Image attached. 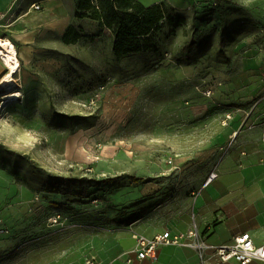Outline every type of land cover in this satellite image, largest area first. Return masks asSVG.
Segmentation results:
<instances>
[{"label":"rangeland","instance_id":"1","mask_svg":"<svg viewBox=\"0 0 264 264\" xmlns=\"http://www.w3.org/2000/svg\"><path fill=\"white\" fill-rule=\"evenodd\" d=\"M166 4L169 38L158 51L117 60L109 39L91 35L67 49L59 39L43 40L54 54L29 71L21 65L13 88H23L21 97L0 110L15 126L0 129V261L24 254L39 235L56 238L35 224L61 234L132 221L128 209L144 208L161 190L132 176H148L154 162L163 177L173 161L201 154L211 137L206 129L218 126L209 102L229 107L231 117L259 109L264 0ZM193 37L202 41L185 54ZM222 116L219 123L229 126L230 115Z\"/></svg>","mask_w":264,"mask_h":264},{"label":"crops","instance_id":"2","mask_svg":"<svg viewBox=\"0 0 264 264\" xmlns=\"http://www.w3.org/2000/svg\"><path fill=\"white\" fill-rule=\"evenodd\" d=\"M78 1L0 0V38L13 42L24 71L42 65L46 54H54L43 46V40L59 39L67 49L96 35L95 41L109 39L113 53L111 30L96 20L77 17ZM160 1L164 0L154 3ZM34 3L40 8H33ZM71 26L81 37L75 43L66 44L63 36ZM5 72L0 58V82ZM4 92L0 88V94ZM215 104L217 101L209 102V117L218 119V126L206 129L211 135L207 147L201 154L196 153L193 160L184 155L177 164L173 161L163 177L154 174L159 165L153 162L148 176H144L148 179L145 184L151 188L161 184V190L155 188L144 208L128 209L134 218L132 221L126 216L121 222L107 223L98 226L99 229L89 224L77 229L69 226L61 234L56 233L58 229L54 226L35 224V231H55L56 238L39 235L25 245L24 254L3 257L0 264H88L93 258L98 264H125V253L136 246V234L152 238L166 230L177 234L194 226L209 244L229 243L236 236L249 233L256 245H262L264 100L259 101V109L245 114L235 112L233 117L229 107L219 111ZM225 112L231 118L227 127L219 123ZM212 173L216 176L209 180ZM158 177L160 182L156 181ZM143 209L145 212L140 214ZM131 258V264H239L235 260L221 262L212 249L204 252L203 262L197 250L178 245L160 246L156 259L140 260L133 253ZM248 264H264V261Z\"/></svg>","mask_w":264,"mask_h":264},{"label":"trees","instance_id":"3","mask_svg":"<svg viewBox=\"0 0 264 264\" xmlns=\"http://www.w3.org/2000/svg\"><path fill=\"white\" fill-rule=\"evenodd\" d=\"M167 9L166 0L151 5H145L140 0H79L76 16L96 20L100 26L110 29L114 39L113 54L120 60L132 54L159 50L162 40L169 38L163 30L165 20L170 19ZM80 37L76 28L71 26L63 41L66 44L75 43ZM221 40L224 42L223 31ZM201 41L191 38L184 46L185 54H189L192 47ZM132 181L143 185L148 179L132 176Z\"/></svg>","mask_w":264,"mask_h":264},{"label":"built area","instance_id":"4","mask_svg":"<svg viewBox=\"0 0 264 264\" xmlns=\"http://www.w3.org/2000/svg\"><path fill=\"white\" fill-rule=\"evenodd\" d=\"M33 8L39 9V4H32ZM11 56L9 59L5 55L0 54L6 72L4 77L11 74L15 79L20 71L21 62L17 54L15 45L10 46ZM216 176V173L210 175L209 180ZM136 246L133 250L126 252L127 260L125 264H131V254H136L140 260L156 259L158 248L162 245H178L191 247L199 252L201 260L204 262V252L207 249H212L214 254L221 262H228L235 260L239 264H248L254 260L264 261V243L256 245L253 242L249 233H243L236 236L232 242L223 244H209L204 237L199 233L196 226L187 232L173 234L166 230L163 233L157 234L152 238L146 237L142 234H136ZM88 264H98L94 258L88 261Z\"/></svg>","mask_w":264,"mask_h":264},{"label":"bare ground","instance_id":"5","mask_svg":"<svg viewBox=\"0 0 264 264\" xmlns=\"http://www.w3.org/2000/svg\"><path fill=\"white\" fill-rule=\"evenodd\" d=\"M13 45L11 40L0 38V54L5 55V57L9 59L11 56L10 46ZM16 81L17 80L11 74L1 79L0 88L5 92L2 94L3 97H0V110L3 109L8 102L18 100L21 97V92L19 90H13V88L18 86Z\"/></svg>","mask_w":264,"mask_h":264},{"label":"clouds","instance_id":"6","mask_svg":"<svg viewBox=\"0 0 264 264\" xmlns=\"http://www.w3.org/2000/svg\"><path fill=\"white\" fill-rule=\"evenodd\" d=\"M13 122L10 118H0V129H13L14 130ZM27 132V130H25Z\"/></svg>","mask_w":264,"mask_h":264}]
</instances>
